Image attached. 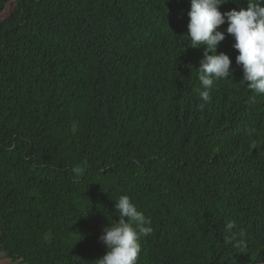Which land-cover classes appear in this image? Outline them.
I'll list each match as a JSON object with an SVG mask.
<instances>
[{
  "label": "trees",
  "instance_id": "trees-1",
  "mask_svg": "<svg viewBox=\"0 0 264 264\" xmlns=\"http://www.w3.org/2000/svg\"><path fill=\"white\" fill-rule=\"evenodd\" d=\"M190 10L0 0V264H97L122 195L153 229L137 264H264V94L229 35L200 98Z\"/></svg>",
  "mask_w": 264,
  "mask_h": 264
},
{
  "label": "clouds",
  "instance_id": "clouds-1",
  "mask_svg": "<svg viewBox=\"0 0 264 264\" xmlns=\"http://www.w3.org/2000/svg\"><path fill=\"white\" fill-rule=\"evenodd\" d=\"M225 0H191L188 12V34L191 48L204 47V58L196 69L202 100L210 99L214 82L232 76V60L218 48L231 36L232 47L238 52L235 62L242 68L244 85L256 94H264V0H248V7L221 12ZM227 23L226 31L218 30ZM211 53V54H209ZM119 221L104 228L100 241L107 253L97 264H137L141 236L153 231L151 221L139 211L131 198L122 195L116 201ZM231 225H229V228Z\"/></svg>",
  "mask_w": 264,
  "mask_h": 264
},
{
  "label": "rangeland",
  "instance_id": "rangeland-1",
  "mask_svg": "<svg viewBox=\"0 0 264 264\" xmlns=\"http://www.w3.org/2000/svg\"><path fill=\"white\" fill-rule=\"evenodd\" d=\"M10 11H11V7L7 10V13L5 14V16L8 15L10 13Z\"/></svg>",
  "mask_w": 264,
  "mask_h": 264
}]
</instances>
